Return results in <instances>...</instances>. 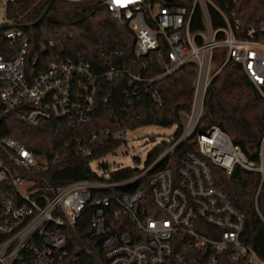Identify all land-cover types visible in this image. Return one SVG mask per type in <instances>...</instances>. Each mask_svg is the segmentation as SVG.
<instances>
[{
    "label": "built area",
    "instance_id": "1",
    "mask_svg": "<svg viewBox=\"0 0 264 264\" xmlns=\"http://www.w3.org/2000/svg\"><path fill=\"white\" fill-rule=\"evenodd\" d=\"M10 1L0 0V7L6 9ZM100 3L132 28L135 62L114 63L116 54L100 63L49 56L53 39L40 40L33 51L20 25L2 28L8 49L0 50V118L12 114L39 127L90 123L99 105L111 101L112 83L124 77V118L141 122L143 107L151 112L164 105L160 79L195 63L191 106L171 124L176 130L155 160L121 181L109 180L106 174L62 184L38 181L31 177L38 162L34 151L15 137L0 136V264H95L91 261L95 238L100 239L107 264H264V257L242 237L245 213L218 185L211 167L214 163L231 174L240 165L264 173V134L257 161L219 124L200 127L208 86L229 60L239 62L264 95V17L245 25L242 0ZM14 23L6 15L0 24ZM218 49L225 50L221 63L216 60ZM149 54L154 64L148 67L144 58ZM131 129L108 126L77 138L76 149L91 155L85 141L100 137L121 142ZM189 138H194L198 150L185 151L176 168L166 164ZM146 176L149 202L144 187L98 194ZM89 207L94 208L87 236L90 246L80 254L74 243L67 245L68 229L77 227ZM107 214L127 218L133 227L120 228L121 222L112 221L108 228Z\"/></svg>",
    "mask_w": 264,
    "mask_h": 264
},
{
    "label": "trees",
    "instance_id": "2",
    "mask_svg": "<svg viewBox=\"0 0 264 264\" xmlns=\"http://www.w3.org/2000/svg\"><path fill=\"white\" fill-rule=\"evenodd\" d=\"M51 0H12L6 8V15L20 24L29 35L31 49L36 51L40 40L53 39L55 46L48 51L49 56L64 55L73 59H85L100 63L105 57L116 54L114 63L133 64L134 33L128 23L120 22L111 14L101 0H54L45 17L33 24ZM186 2V0H183ZM244 24L249 25L264 17V0H242ZM200 19V18H199ZM0 29V50L7 52L8 42ZM117 52V53H116ZM9 57V56H8ZM225 50L216 51V60L223 62ZM148 67L154 62L151 54L145 58ZM196 64L189 63L158 82L164 99V105L149 111L143 107L144 117L141 122L130 118L126 120L123 112V89L126 78L116 79L112 83L113 96L110 102H102L99 110L90 123L70 127H58L50 124L46 127L32 126L17 119L12 114L0 118V136H12L32 149L36 156H44L47 166L34 169L32 178L41 182L62 184L80 179H100L91 161L110 153L120 143L112 139L85 141V146L92 148L91 155L80 153L77 149V138H84L89 133L119 125H130L132 128L149 122L171 125L180 121V111L188 110L192 103ZM110 84H105L108 89ZM143 106H148L147 103ZM212 123L219 124L240 144L252 159L260 161L261 137L264 134V97L239 62L229 60L213 77L208 86L204 111L200 127L206 128ZM167 141L157 146L149 155L151 163L167 146ZM198 150L194 138L184 141L174 153L167 158L166 164L177 167L180 156L187 150ZM264 159V147H263ZM107 168V164H102ZM218 185L230 196L234 204L246 215V226L243 238L251 244L257 253L264 257V173L250 170L240 165L235 166L231 174L226 169L211 163ZM139 168H126L109 174L108 179L121 181L138 174ZM144 187L148 202L151 194L148 176L142 180L114 190H100L99 195L111 192L122 193ZM93 207H89L80 216L75 229H68L67 245L75 244L80 254H85L90 246L91 216ZM112 221L121 222L120 228H132L129 219L116 218L107 214L108 228ZM67 230V229H66ZM111 230V229H110ZM100 239L95 238L91 261L95 264H107L102 260ZM89 259V260H90Z\"/></svg>",
    "mask_w": 264,
    "mask_h": 264
},
{
    "label": "rangeland",
    "instance_id": "3",
    "mask_svg": "<svg viewBox=\"0 0 264 264\" xmlns=\"http://www.w3.org/2000/svg\"><path fill=\"white\" fill-rule=\"evenodd\" d=\"M5 16L6 9L0 7V23L4 21ZM175 130V125L168 126L158 122H149L133 128L128 132L126 140H121L110 153L95 160L92 167L99 174L106 175L135 166L143 168L148 162L152 150L168 141ZM37 161L38 166H47V160L44 156H38ZM104 163L107 164L105 169L102 167Z\"/></svg>",
    "mask_w": 264,
    "mask_h": 264
},
{
    "label": "water",
    "instance_id": "4",
    "mask_svg": "<svg viewBox=\"0 0 264 264\" xmlns=\"http://www.w3.org/2000/svg\"><path fill=\"white\" fill-rule=\"evenodd\" d=\"M54 0H51L49 3H48V5L46 6V8L44 9V11L42 12V14L40 15V17L35 21V22H33V24H36V23H38L40 20H42L44 17H45V15L47 14V12L49 11V9H50V7H51V4H52V2H53ZM17 25H20V24H9V25H6V24H0V29H2V28H7V27H12V26H17ZM135 167H137V166H135Z\"/></svg>",
    "mask_w": 264,
    "mask_h": 264
}]
</instances>
